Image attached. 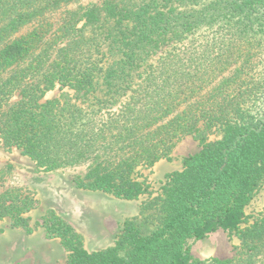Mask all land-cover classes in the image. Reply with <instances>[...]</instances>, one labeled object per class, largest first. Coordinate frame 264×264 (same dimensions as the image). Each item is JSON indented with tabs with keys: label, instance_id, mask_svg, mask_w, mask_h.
<instances>
[{
	"label": "trees",
	"instance_id": "1",
	"mask_svg": "<svg viewBox=\"0 0 264 264\" xmlns=\"http://www.w3.org/2000/svg\"><path fill=\"white\" fill-rule=\"evenodd\" d=\"M73 2L0 0L2 145L43 170L84 165L78 188L121 200L138 198V170L184 137L200 150L110 245L88 251L53 209L41 217L45 237L60 240L65 264H264V212L240 229L264 184V0H102L51 32L46 16ZM205 29L206 42L188 41ZM2 178L0 220L30 232L37 198ZM218 229L238 237L234 254L194 257L191 243Z\"/></svg>",
	"mask_w": 264,
	"mask_h": 264
},
{
	"label": "rangeland",
	"instance_id": "2",
	"mask_svg": "<svg viewBox=\"0 0 264 264\" xmlns=\"http://www.w3.org/2000/svg\"><path fill=\"white\" fill-rule=\"evenodd\" d=\"M102 0H75L67 6L48 14L51 32L59 27L71 12L82 13L92 4ZM68 12V13H67ZM23 28L18 34L28 32ZM210 29L201 30L189 37L188 41L198 45L210 38ZM57 87L46 92L42 100L58 96ZM221 134L210 133L208 141L219 139ZM200 146L192 136H186L174 147L168 159L159 160L149 169H139L137 179L144 182L145 189L134 200H121L100 191L78 188L76 176L85 172V166L43 170L23 155L19 149H6L0 141V171L5 188H21L35 195L37 205L27 214L30 232L23 227H13L11 219L0 220V264H65L67 253L58 238L45 237L40 225L46 210L53 209L57 215L70 222L84 234L85 248L99 250L110 245L119 233L122 222L138 212L142 200L161 191L167 173L182 168L184 157L198 153ZM178 169V170H179ZM264 212V184L253 194L245 209V219L240 224L244 229ZM240 241L235 234L222 229L210 233L205 238L191 243V253L199 259L210 257L227 258L234 254Z\"/></svg>",
	"mask_w": 264,
	"mask_h": 264
},
{
	"label": "crops",
	"instance_id": "3",
	"mask_svg": "<svg viewBox=\"0 0 264 264\" xmlns=\"http://www.w3.org/2000/svg\"><path fill=\"white\" fill-rule=\"evenodd\" d=\"M174 169V168H173ZM173 169H172V171H173ZM176 170H178L179 168H175Z\"/></svg>",
	"mask_w": 264,
	"mask_h": 264
}]
</instances>
